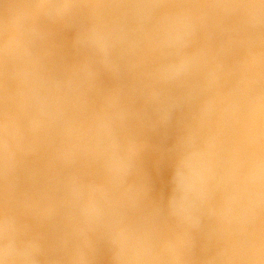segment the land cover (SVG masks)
<instances>
[{
	"label": "clouds",
	"instance_id": "9594fccd",
	"mask_svg": "<svg viewBox=\"0 0 264 264\" xmlns=\"http://www.w3.org/2000/svg\"><path fill=\"white\" fill-rule=\"evenodd\" d=\"M0 264H264V0H0Z\"/></svg>",
	"mask_w": 264,
	"mask_h": 264
},
{
	"label": "rangeland",
	"instance_id": "374dc122",
	"mask_svg": "<svg viewBox=\"0 0 264 264\" xmlns=\"http://www.w3.org/2000/svg\"><path fill=\"white\" fill-rule=\"evenodd\" d=\"M151 166V161H149V167ZM166 176L167 172L165 169H161L159 175L155 178L156 188L158 192H163L166 190Z\"/></svg>",
	"mask_w": 264,
	"mask_h": 264
}]
</instances>
